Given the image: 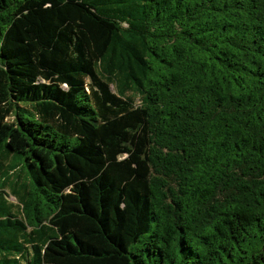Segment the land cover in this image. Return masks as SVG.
I'll return each instance as SVG.
<instances>
[{"label": "trees", "instance_id": "16d2710c", "mask_svg": "<svg viewBox=\"0 0 264 264\" xmlns=\"http://www.w3.org/2000/svg\"><path fill=\"white\" fill-rule=\"evenodd\" d=\"M0 264H264V0H0Z\"/></svg>", "mask_w": 264, "mask_h": 264}, {"label": "rangeland", "instance_id": "374dc122", "mask_svg": "<svg viewBox=\"0 0 264 264\" xmlns=\"http://www.w3.org/2000/svg\"><path fill=\"white\" fill-rule=\"evenodd\" d=\"M8 164L11 168L16 169L18 172L21 171V168H24L26 170V168L23 166V164H24L23 161L21 160V158L18 155L15 156L14 160H11L10 162H8ZM8 201L10 203H12L13 205L17 204L15 198L12 196L8 197Z\"/></svg>", "mask_w": 264, "mask_h": 264}]
</instances>
